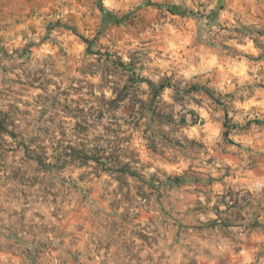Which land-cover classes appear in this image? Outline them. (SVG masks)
Wrapping results in <instances>:
<instances>
[{
	"label": "rangeland",
	"instance_id": "1",
	"mask_svg": "<svg viewBox=\"0 0 264 264\" xmlns=\"http://www.w3.org/2000/svg\"><path fill=\"white\" fill-rule=\"evenodd\" d=\"M0 264H264V0H0Z\"/></svg>",
	"mask_w": 264,
	"mask_h": 264
},
{
	"label": "trees",
	"instance_id": "2",
	"mask_svg": "<svg viewBox=\"0 0 264 264\" xmlns=\"http://www.w3.org/2000/svg\"><path fill=\"white\" fill-rule=\"evenodd\" d=\"M34 154V156H33V159L35 160V161H38V162H40V161H42V156H41V154H36L35 152H33Z\"/></svg>",
	"mask_w": 264,
	"mask_h": 264
},
{
	"label": "crops",
	"instance_id": "3",
	"mask_svg": "<svg viewBox=\"0 0 264 264\" xmlns=\"http://www.w3.org/2000/svg\"><path fill=\"white\" fill-rule=\"evenodd\" d=\"M205 52H207V48L201 47V50H200L201 56H203L205 54Z\"/></svg>",
	"mask_w": 264,
	"mask_h": 264
}]
</instances>
